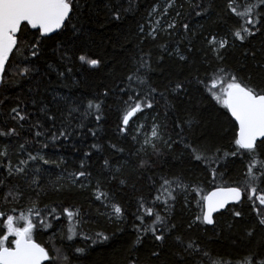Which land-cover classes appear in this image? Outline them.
<instances>
[{"label": "trees", "instance_id": "1", "mask_svg": "<svg viewBox=\"0 0 264 264\" xmlns=\"http://www.w3.org/2000/svg\"><path fill=\"white\" fill-rule=\"evenodd\" d=\"M88 3L93 8L85 7L78 21L74 18L55 34L41 36L42 49L37 56L23 46L33 35H39L37 30L20 35L22 43L18 47L23 55L14 49L7 62L0 86V128L14 127L17 132L0 136V153L7 151V156H0V179L4 180L0 185V212L5 213L0 216V235L6 231L3 222L7 215H27L31 208L33 213H40L39 217L32 216L33 239L49 253L45 264H213L217 260L240 264L250 253H255L257 260L264 258V227L258 223L264 216V205L255 196L250 199L243 192L242 201L216 214L213 225L193 223L201 212L197 201L203 195L216 186H242L249 159L244 150L213 164L218 173H223L213 181L208 166L193 159L191 150L185 147L206 146L209 152L220 148V156L236 150L234 119L200 81L207 82L211 74L223 68L253 86L264 87V18L252 26L253 34L246 35L245 40L233 34L236 28L248 26L247 17L241 13L249 4L257 5L254 18L256 13L264 17V6H259L258 0H231L237 9L233 13L229 0H174L169 15L176 21L175 27L156 30L153 37L150 13L154 7L164 8L166 0ZM129 3L131 10L120 20L108 16L105 5L128 9ZM184 24L189 25L188 30ZM213 36L226 40L225 47L210 43ZM81 55L84 61L79 59ZM141 58L145 67L140 66ZM88 59L101 63L93 66ZM25 67L31 69L27 74L20 71ZM137 68L145 83L134 80L128 87V75ZM177 82L183 87L173 91ZM149 86L157 91L149 95ZM136 99L144 106L125 126L123 115ZM148 99L152 100L150 108L146 106ZM88 100L100 102V112L91 109L85 116ZM69 104L79 108L68 126L70 134L53 141L50 137L58 135L64 120L61 113H67ZM17 105L27 113L24 120L12 119L11 109ZM97 115H101L99 121ZM141 118L146 131L153 123L158 126L159 138L153 144L144 143L142 131L135 127ZM81 123L84 127H78ZM37 131L44 134L37 137ZM94 144L99 147H92ZM258 145L260 159L264 160V139ZM29 153L57 163L28 160ZM22 160L27 163L21 165ZM141 160L146 162L143 166ZM9 162L24 171L9 175ZM79 171L87 175L75 176ZM174 177L186 187L165 185L169 196L161 185ZM257 187L264 191V181ZM9 189L22 195L5 199ZM98 194L106 196L98 199ZM157 196L159 200L154 199ZM141 197L145 207L153 208L166 217L168 224L176 226L165 233L163 242L156 241L151 231L137 232L136 225L156 227V234L164 227L159 221L153 224L155 215L149 217L140 208ZM113 204L121 206V215L113 214ZM165 207L170 211L165 213ZM63 208H78L79 214L69 220L67 213L61 214ZM53 209L56 211L50 216ZM234 211L242 215L235 217ZM141 215L143 221L138 219ZM16 226L23 227V221H17ZM248 229L254 230L251 235ZM100 233L107 239L99 238ZM138 234L140 240L136 242ZM188 241L200 248L185 252ZM77 248L84 251L77 252Z\"/></svg>", "mask_w": 264, "mask_h": 264}, {"label": "snow or ice", "instance_id": "2", "mask_svg": "<svg viewBox=\"0 0 264 264\" xmlns=\"http://www.w3.org/2000/svg\"><path fill=\"white\" fill-rule=\"evenodd\" d=\"M174 0H166V5L161 13L166 14L169 10V6H172ZM259 6H264V0H258ZM257 5L249 4L241 15L246 16V24L248 26L243 28H236L234 31V35L241 41L246 39V35H252V26L260 23V20L264 17H261L259 13L253 14V8ZM92 9L93 5L88 3V0H0V82H3L4 73L6 70V62L9 61V56L13 52L14 49L20 55H23V52L20 51L18 47L22 41L19 39L20 35H27V32L31 29H36L39 35H33L28 43H24L25 48L31 49L30 54L32 56H37L42 49L41 36H47V34L54 33L56 30L62 29L66 27L69 23L73 21V19L79 20L83 15L84 8ZM229 7L233 13L237 12L236 7L232 6L231 0H229ZM107 9L108 16L114 20H120L122 18V14L126 11L131 10L132 5L129 3V8L125 9L122 6H118L112 4L110 7L105 5ZM155 7L153 8V12H155ZM151 15V13H150ZM180 13H177L179 16ZM176 25V21L173 20L172 23L168 24V28H174ZM23 26V27H22ZM30 26V29L28 28ZM72 27L75 28L76 25L72 24ZM183 28L185 30L189 29L188 24H184ZM78 30V29H77ZM140 31L143 32L144 29L141 26ZM153 37H155L156 32L152 31L150 33ZM34 40L35 42H31ZM216 42V37L213 36L210 43ZM227 44L226 40H221L218 42L219 48H224ZM163 47V45H161ZM81 61L85 60V57L81 55L79 57ZM181 60H184L185 57L181 56ZM222 59V57H221ZM87 63L93 66L99 65L101 61L99 59H88ZM140 66L145 67V63L143 58H141ZM20 71L27 74L31 69L25 67ZM69 71H71L69 69ZM139 68L136 69L135 73H129L128 87H131L132 81H139L141 84L145 83L144 77L140 76ZM62 76L63 73H60ZM223 77V79H222ZM250 79V77H249ZM200 83L206 84V89L211 92V94L215 97L217 101L222 103L225 108L230 112L231 116L234 118L236 125L238 126L235 133L234 146L236 148L233 152L225 151L223 156H220L221 152L220 148H217L214 152H209V149L206 146L201 147H193L191 144L185 145L186 148L191 150L193 159L197 161H203L211 171V175L213 177V181L216 180L219 175L221 178L223 177V173H218L217 169L212 167L213 164L219 163L222 159L227 156H237L241 154V151L244 150L243 154L248 156V163L246 165L244 178L242 181V186L236 187H220L216 186L212 189V191L207 192L206 195H203L197 203L201 206V212L199 215L194 217L193 223L196 221H202L207 224H213V213L217 212L219 209H224L225 205L229 201H241L242 192L248 193L249 198L255 196L258 199L260 205H264V191H260L257 187V184L261 181H264V160L260 159V154L257 149L259 147L257 143L258 137H264V87L253 86L249 82L245 81L243 78L236 76L230 72H226L223 68H218L215 73L211 74L206 81H200ZM217 86H219V91H217ZM183 84L181 82H177L175 84V88L173 91L182 89ZM157 89L149 86V95L151 93H155ZM105 94H107V90H105ZM130 100L133 97H129ZM35 103V101H33ZM142 105L141 100H134V106L130 107L129 110L123 115L122 123L123 125H127L129 123V118L133 116L136 112L141 110ZM147 107L152 106V100L148 99ZM95 109L97 112H100L101 103L94 100L87 101V109L85 110V116L88 114V110ZM42 112H45V115L48 116L50 120H55L54 115H49L46 108H41ZM79 108L72 104H69L68 111L65 114L61 113L64 116V120L61 121L62 127L58 129L57 133H53L50 137L51 140L55 141L58 137H66L70 134L68 131V126L71 123L73 118V113L78 112ZM12 119L20 121L24 120L27 116V113L23 112L20 109V106L11 109ZM97 121L101 119V115H97L95 117ZM64 121H67L65 123ZM37 125H39V121H37ZM179 126V124L177 125ZM35 127V125H34ZM78 127H84L81 123ZM155 125H153L152 135L156 136L157 132L155 131ZM123 130V129H121ZM17 129L7 128V130L0 128V136H10L16 134ZM44 133L41 131H37L35 135L37 137L43 135ZM93 135H95V131L93 130ZM149 141H145L148 143ZM183 143V141H181ZM171 147V144L168 145ZM23 147V145H21ZM92 147H99V145H92ZM115 148V145H112ZM153 147H155L153 145ZM0 156H7V151L0 153ZM37 158L44 161V163H57V161H49L45 159L42 155L33 156L31 153L28 155V160L35 161ZM60 162H63V157L59 158ZM21 165L26 164L27 161H19ZM146 162L141 160L140 165L143 166ZM108 164V161L105 160V165ZM81 167L84 166V161H80ZM8 174L11 175L13 171L15 172H23V167L13 168L11 163L7 165ZM77 177H84L87 175L86 172L79 171L74 174ZM35 182V181H34ZM73 183H76L73 180ZM124 183V181H121ZM4 184V180L0 179V185ZM165 185L171 186L176 185L177 187H186V185L181 184L179 177H174L171 180L165 179L163 180V184L161 187L165 192H168V188L164 187ZM80 187H84V185H80ZM98 192V189L96 190ZM196 191L199 192L200 189L196 188ZM259 192V195H256ZM8 195H12L14 197L22 195L19 192L13 193L11 189L9 192L5 194V199H7ZM101 195L106 194H98L97 198L99 199ZM168 195L171 196V192H168ZM154 199L159 200L160 197H154ZM174 199V198H173ZM165 204L167 205V200H165ZM35 204H33V208ZM113 214L119 216L122 214V208L119 204H113ZM140 208H142L148 215L151 217L155 215V220L152 221L153 224H156L157 221L161 222L164 227L156 234V227H142L141 225H136L138 233H145L151 231L154 234V239L159 242H163L166 239L165 233L175 229V224H168L166 222V217H162L159 212L155 211L151 207H145L143 203V197L140 198ZM55 209H53L48 214L51 216L55 213ZM165 213L170 211V207H165ZM67 213L68 219L71 220L74 215L79 214V209L77 208L75 211L70 210L69 208H63L62 213ZM233 216L240 217L242 213L240 211H234ZM5 213L0 212V216H4ZM36 217L40 216L39 212L33 213L32 209H29V214H25L21 212L19 217H15L13 215H7V219L3 222L6 226V231L3 232V235H0V264H41V262L48 258V251L39 243H37L33 239V228L35 225L33 224L32 216ZM141 221L144 220V216L141 215L138 217ZM23 221V227H17L16 222ZM259 225L264 227V216L258 221ZM45 227L48 225L45 224ZM192 225L189 224V227ZM71 232V229L69 230ZM253 229H248V233L251 235ZM10 236L13 237L10 240ZM99 238L107 239L103 233L98 234ZM71 236H69V239ZM177 240H180V237H176ZM140 235H137V241L139 242ZM11 244V246H9ZM200 248V245L193 243L192 241H188L187 247H185L184 251L187 252L188 249H192L193 251ZM77 252H83V248H77ZM156 255V253H153ZM177 256L180 253L176 254ZM67 259V257H64ZM134 264V262H133ZM178 264H183L182 261L178 262ZM213 264H230L229 261L217 260L213 261ZM240 264H264V258L259 260L256 259L255 253H250L248 257H246Z\"/></svg>", "mask_w": 264, "mask_h": 264}, {"label": "rangeland", "instance_id": "3", "mask_svg": "<svg viewBox=\"0 0 264 264\" xmlns=\"http://www.w3.org/2000/svg\"><path fill=\"white\" fill-rule=\"evenodd\" d=\"M155 12H151V15H150V25H151V32L152 31H156V30H161V29H164V28H168L167 25L170 24V22L172 21V17L169 15V10L166 14H161L163 12V9L164 8H155ZM221 41L220 39H217L216 38V42H213L216 47L218 46V42ZM219 47V46H218ZM135 123V122H134ZM144 124H145V121L143 120V118H141L139 121H137L135 123V127L138 129V130H141L142 131V137H143V142L145 143V141H149L148 143L146 144H153V142L155 140H157L159 138V131H158V126L157 124L153 123L150 127L149 130H145L143 129L144 127ZM153 125H155V131L157 132V135L156 136H153L152 135V132H153Z\"/></svg>", "mask_w": 264, "mask_h": 264}, {"label": "water", "instance_id": "4", "mask_svg": "<svg viewBox=\"0 0 264 264\" xmlns=\"http://www.w3.org/2000/svg\"><path fill=\"white\" fill-rule=\"evenodd\" d=\"M30 27V26H29ZM33 30H36V29H33ZM60 30V29H59ZM59 30H56L54 33H50V34H47V36H50V35H53V34H55L56 32H58ZM12 54V53H11ZM11 54H10V56H11ZM10 56H9V58H10ZM6 65H7V62H6ZM1 84H2V82H0V86H1ZM230 113V112H229ZM231 115V114H230ZM134 116V115H133ZM133 116H131L130 118H129V122L132 120V118H133ZM232 117V116H231ZM233 118V117H232ZM234 119V118H233ZM129 124V123H128ZM127 124V125H128ZM126 126V125H125ZM238 127V126H237ZM264 139V137H258L257 138V143L259 142V141H261V140H263ZM220 187H224V186H220ZM225 187H236V186H225ZM210 191H212V189L210 190ZM209 191V192H210ZM242 199H243V192H242V198H241V201H242ZM241 201H229L226 205H225V208L224 209H219L217 212H215V213H213V220H214V216L216 215V214H218L219 212H221V211H224L228 206H230V205H234V204H238V203H240ZM207 224V223H206ZM214 224V223H213ZM213 224H207V225H213ZM49 259V255H48V258L47 259H45V260H43L42 262H41V264H45V262L47 261Z\"/></svg>", "mask_w": 264, "mask_h": 264}, {"label": "bare ground", "instance_id": "5", "mask_svg": "<svg viewBox=\"0 0 264 264\" xmlns=\"http://www.w3.org/2000/svg\"><path fill=\"white\" fill-rule=\"evenodd\" d=\"M47 261H48V260H47ZM47 261H46V262H47ZM46 262H45V263H46Z\"/></svg>", "mask_w": 264, "mask_h": 264}]
</instances>
